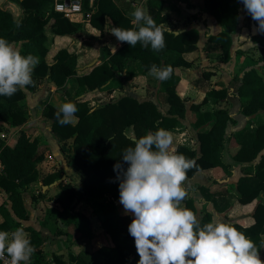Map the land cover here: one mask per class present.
<instances>
[{"label": "trees", "instance_id": "obj_1", "mask_svg": "<svg viewBox=\"0 0 264 264\" xmlns=\"http://www.w3.org/2000/svg\"><path fill=\"white\" fill-rule=\"evenodd\" d=\"M19 3L25 18L17 22L13 15L0 8V38L12 44H19L22 55L32 54L39 57V64L32 75L34 85L18 91L12 97L0 96V133L10 129H22L14 147H4L2 159L6 166L5 175L0 177V189L9 195L8 203L0 206V215L5 222L0 225V231H12L28 221L24 205L23 191L40 180L38 165L44 155L40 152L37 139L28 137L23 127L28 121V108L24 102L26 91L36 92L39 83L47 80L49 85L65 91L71 97L69 102L76 105L78 111L77 125H60L56 119L59 109L46 103L43 117L48 122L52 133L63 151L71 152L72 165L77 172L84 176L81 188L76 190L71 184L62 181L61 172L50 174L43 180L47 186L59 182L60 192L54 198L56 204L62 207V219L67 225H73L77 239H93V225L86 214L80 212L83 202L91 205L94 214L101 222L102 229L109 235L113 246H103L96 251L69 252L68 259L57 253L48 261L43 250L46 238L33 228L25 229L29 233L32 245L36 251L31 257L30 264H138L134 239L128 233V225L133 217L122 213L119 204V181L116 179L119 170L114 171L115 165L123 164L122 156L126 148L134 147V142L148 132L158 128L174 130L188 115L186 101L177 93L180 77L176 75L177 68H191L192 63L185 55L195 52L199 42V32L196 29L186 31H170L167 26L171 21L168 0H149L144 8L155 20L157 26H163L165 48L156 52L142 47L140 43L132 48L127 43L115 53L105 47L101 49V65L90 73L78 75V56L69 50H61L53 64L47 61L49 49L47 41L50 37H73L83 30V25L66 19L53 9V0H12ZM190 6V0H173ZM129 5L126 0H99L91 18L90 24L103 32L107 19L113 21L114 27L121 29L135 28L131 21L132 14L120 6ZM241 0H203L202 12L213 18L223 29L220 33L209 37L205 47L206 52H220L225 62L232 56V38L240 24ZM19 25V26H18ZM139 65L143 74L149 75L152 65L158 67L171 66L173 72L165 81L155 79V86L160 85L167 96L169 109L166 113L160 110L153 99L140 100L134 96H123L116 102L91 107L88 102H82L79 97L95 91L112 92L122 89L136 73L134 66ZM134 69V71H133ZM238 80L236 96L241 103L240 113L246 117L264 116V65L261 69L253 68ZM75 81V83H71ZM71 88H68V85ZM228 89L212 90L207 94L205 102H224L228 98ZM211 124V125H210ZM210 125L209 129H206ZM235 125V121L227 108H219L199 117L195 126L200 128L198 133L199 148L191 150L185 146L177 148L179 154L195 161V166L188 171V179L205 170L220 167L227 173L231 166L225 163L224 151L228 140L227 129ZM207 126V127H206ZM133 130L134 136L128 132ZM240 149L233 160L241 164L244 176L238 182V201L248 205L255 200H261L257 206L255 224L249 228L239 225L235 227L260 247L264 241V121L255 129L246 128L239 133H233ZM1 140V139H0ZM70 146V149L67 147ZM68 148V149H67ZM206 192L203 187L197 186ZM196 189V188H195ZM184 206L197 214L196 200L189 195L183 202ZM61 217V215H60ZM201 226L212 221V214H206L199 219ZM260 249L259 255L262 254Z\"/></svg>", "mask_w": 264, "mask_h": 264}, {"label": "crops", "instance_id": "obj_2", "mask_svg": "<svg viewBox=\"0 0 264 264\" xmlns=\"http://www.w3.org/2000/svg\"><path fill=\"white\" fill-rule=\"evenodd\" d=\"M126 1L128 3L134 1L135 3L130 6L122 5V2L119 3L131 15L135 11L134 5H140L142 2L145 4L147 0ZM202 2L203 0H190V6L188 7L186 4H179L173 0H168L166 5L168 6L166 13L169 14L171 19L170 24L167 26L170 31L180 32L188 29H196L199 32L197 50L184 56L188 62L192 63V67L177 68L175 70L176 75L180 77V83L176 91L186 101L189 112L187 118L182 120L178 127L171 131L175 140L174 147L177 149L180 146H185L191 150H198V133L200 128L196 127L195 124L199 117L205 113L214 112L219 108H227L229 110L230 115L235 121V125H229L227 129L228 140L224 151L225 163L231 166L230 172L227 173L220 167L201 171L193 178L188 179L186 186H190L189 195L196 200L197 216L199 219L205 217L206 214H212L211 222H225L234 227L235 225H239L243 228H249L255 224L254 213L261 200H255L248 205H242L238 201L239 193L237 186L239 180L244 176V171L242 170L241 164L233 160V156L240 149V145L232 134L239 133L246 128H257L261 121H264V116L246 117L240 113L241 103L236 96L239 82L238 80L234 81V79L241 80L244 74L251 69H261L263 67L264 32L257 30V22L247 14L242 3L240 7V24L237 30L230 35L233 42L231 60L225 62L220 52L209 53L205 51L209 37L220 33L223 29L210 15L202 12ZM0 8L11 13L14 17L13 19L19 23L25 18L23 9L16 1L0 0ZM80 24L83 25L82 32L73 37H50L48 39L47 46L49 53L47 55V61L49 64H53L56 55L61 50L67 49L71 53L77 54L78 75L83 76L90 73L95 67L101 65L102 47H105L111 53H115L122 47V43L111 34V29L114 27L111 19H107V26L103 32L92 27L90 21ZM13 45L20 49L19 44ZM134 69H136V73L128 83H124L122 89H117L112 92L95 91L81 95L79 99L82 102H88L91 107H96L103 102L100 98L105 95H109L110 101L108 103L116 102L121 97L130 95L140 100L153 99L159 105L160 110L166 113L169 109L167 96L162 91L160 85L155 86L153 84L156 78L143 74L139 65L134 66ZM138 79L145 80L147 82V84L145 83L146 87L136 84L135 82ZM234 83L236 86H234ZM71 85H68L69 89ZM223 88L229 90L228 98L223 103H215L213 100L205 102L207 94L210 91H218ZM25 93L26 100L24 104L28 108L27 113L29 118L23 130L28 137L38 140L40 152L44 155V158L38 165L40 180L23 191L24 205L29 220L22 222V226L24 229L33 228L41 232L42 235L44 229H48V232H50L53 226H58L55 232L56 236L53 237L52 235L48 239V248L53 253L63 252L64 241L67 240V236L62 234V229L65 231L71 226L67 225L62 217H60L62 207L54 201V198L60 192L59 182L46 186L43 180L50 174L61 172L64 174L62 181L71 184L76 190H79L84 176L77 172L72 165V153L70 151H63V145L59 144L54 137L48 122L43 117V110L46 103H50L59 109L63 103L69 102L75 93H71L72 95L69 96L65 94V91L58 90L56 87L49 85L47 80H42L39 83L36 92L25 90ZM117 94L121 96L115 100L118 96ZM77 123L78 120L72 125L75 126ZM210 125L208 127L206 126V129H209ZM20 130L22 129L12 128L7 132L10 139V148L16 144ZM63 152L67 154L64 155ZM262 155H264V151ZM66 157L70 159L67 160ZM55 165H57V168L54 167ZM40 186L43 191L42 193L45 194L43 196L45 200H40L39 204H44L47 200L51 202H48V219L45 216L46 218L38 224V218L32 220L33 213L30 212L25 201L26 196L31 197L33 194H37V188ZM197 186L203 187L206 189V192L201 188H197ZM4 199L7 201L9 195L0 189V206L4 205ZM262 200H264V195H262ZM120 208H123L121 204ZM86 214L90 217L93 225V238L97 236V232L99 231L101 234L103 233L101 236L105 237L107 246L112 247V240L101 228V224L99 223L97 227L95 226L96 216L88 212ZM129 215L131 216V214ZM48 220L52 223L48 224ZM4 222L5 218L0 215V225ZM44 246L43 250L45 248ZM72 252L75 251L73 250ZM262 252L259 256L264 261V248H262ZM47 260L51 261L52 258L49 257Z\"/></svg>", "mask_w": 264, "mask_h": 264}, {"label": "clouds", "instance_id": "obj_3", "mask_svg": "<svg viewBox=\"0 0 264 264\" xmlns=\"http://www.w3.org/2000/svg\"><path fill=\"white\" fill-rule=\"evenodd\" d=\"M244 9L264 32V0H241ZM132 29L113 27L111 34L121 43L160 52L166 44L163 26L141 5H134ZM19 26V25H18ZM39 57L22 55L18 47L0 38V96L12 97L34 85L33 71ZM171 66L152 65L148 74L159 81L170 78ZM78 111L72 102L63 103L56 113L60 125L75 124ZM171 131L158 128L126 148L119 170V203L133 217L128 233L134 239L138 264H264L260 249L242 231L225 222L201 226L197 214L183 206L189 198L187 173L195 161L179 154ZM36 251L24 227L0 231V260L5 264H30Z\"/></svg>", "mask_w": 264, "mask_h": 264}, {"label": "rangeland", "instance_id": "obj_4", "mask_svg": "<svg viewBox=\"0 0 264 264\" xmlns=\"http://www.w3.org/2000/svg\"><path fill=\"white\" fill-rule=\"evenodd\" d=\"M133 3H134V1H131L130 5H132ZM140 5L144 7L145 4H143V2H142ZM120 6L123 7L121 4H120ZM169 24H170V22H169ZM72 83H75V81H73ZM135 83L138 84L139 86H142L143 85L144 87H146V84H147V82L145 80H142V79H138ZM234 86H236L235 83H234ZM130 89H129V91H130ZM131 92L134 93L133 90H131ZM117 95L118 96L116 97L115 100L119 99V97L121 96L119 94H117ZM100 100H102L103 102H101V104H99L98 106L108 103L110 101L109 100V95L108 96L105 95L104 97L100 98ZM179 129H181V127H179ZM171 131H173V130H171ZM128 134L130 136L132 135L131 137H133L134 136L133 130H129ZM67 147L70 149V146H67ZM63 153H64V155L67 154L65 152H63ZM67 157H66V159L69 160L70 158H67ZM54 167L57 168V165H55ZM42 192L43 191H42V188L40 186V187L37 188V194H33V196H31V197L30 196H26V201L27 202L25 201L28 209L30 210L31 213H33L32 220H35L36 218H38V220H39L38 221V224L41 223L46 217L48 219V202H51L50 200L49 201L47 200L46 202H44V204L43 203L42 204H39L40 203V200H45L43 198V196L45 194L42 193ZM3 201H5V199ZM7 203H8V200L4 202V204H7ZM79 210H80V212L85 213V214H86V212H88L90 214H94V211H93L91 205L88 204L87 202H83V204L81 205V207L79 208ZM121 211L123 213L124 212V209L122 208ZM60 215L62 217V214H60ZM94 216H96V215L94 214ZM55 218L58 219L57 217H55ZM64 219L65 218H63V220ZM66 222H67V220H66ZM50 223H52V222L50 220H48V224H50ZM99 223L101 224L100 220L96 216V218H95V226L97 227V225H99ZM34 225H36V224H34ZM69 226H71V227L69 229H66L65 231L62 229V231H63L62 234H65L67 236V240L64 241L63 252H57V254L62 255L65 260L68 259L69 252H72L73 250L75 251L74 253L77 254V253H80V252H83V251L93 252V251H96L97 249H99V248H101L103 246H107L105 237L104 236H101L103 233L101 234L98 231L97 232V236H95L91 240L90 239H87V238H85V239H77L78 232H77L76 228L73 225H69ZM57 229H58V226L55 225V226H53L51 228L50 232H48V229H44L43 230L44 231L43 232V236L46 238V243H45V246H44L45 247L44 248V251H45V254H46L47 258L52 257V255L55 254V253H53L50 250V248H48V239L52 235H53V237L56 236L55 235V232L57 231ZM94 240H95V242H94Z\"/></svg>", "mask_w": 264, "mask_h": 264}, {"label": "built area", "instance_id": "obj_5", "mask_svg": "<svg viewBox=\"0 0 264 264\" xmlns=\"http://www.w3.org/2000/svg\"><path fill=\"white\" fill-rule=\"evenodd\" d=\"M99 0H53V9L56 13L63 15L66 19L74 23H85L89 21L94 12L95 5ZM0 143L4 147H9V135L1 132ZM3 146L0 145V177L5 175L6 166L2 159ZM0 264H5L0 260Z\"/></svg>", "mask_w": 264, "mask_h": 264}, {"label": "water", "instance_id": "obj_6", "mask_svg": "<svg viewBox=\"0 0 264 264\" xmlns=\"http://www.w3.org/2000/svg\"><path fill=\"white\" fill-rule=\"evenodd\" d=\"M149 0H147L146 2H145V4L148 2Z\"/></svg>", "mask_w": 264, "mask_h": 264}]
</instances>
